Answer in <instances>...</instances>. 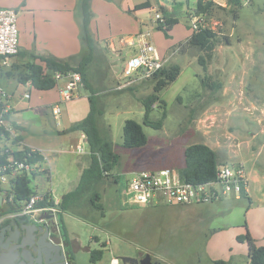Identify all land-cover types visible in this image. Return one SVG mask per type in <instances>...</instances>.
<instances>
[{"label": "rangeland", "instance_id": "1", "mask_svg": "<svg viewBox=\"0 0 264 264\" xmlns=\"http://www.w3.org/2000/svg\"><path fill=\"white\" fill-rule=\"evenodd\" d=\"M19 1L22 2V6H17L19 9L12 6L5 8L18 12L20 46L26 36L20 27V18L28 15L26 11L40 13L41 22L55 11H62L64 5L68 10V4L73 3V0H66L64 5L61 0ZM74 1L71 10L74 20L67 18V24L70 26L71 22L76 29L78 0ZM134 1L137 5L150 2L151 8L135 11L141 21L138 24L145 26V31H151L152 39L158 36L160 45L153 43L166 52L165 58L169 60L167 66H180L181 74L159 93L167 112L163 128L155 130L146 127L143 124V101L153 93L155 83L151 80L119 91L117 86L122 78L128 50L113 47L109 41L101 45L92 32L98 42V51L89 68V80L98 98L97 105L103 110L100 130L105 137L103 129L106 128V136L111 138L114 151L121 160L113 177L98 188L104 217L94 213L97 221L94 224L80 220L71 213L64 214L69 237L77 243V264H92L91 253L99 250L104 253L101 264L140 252L150 253L164 264H215L220 261L249 264L248 247L238 243L236 238L248 231L255 237L257 246H264V0L245 2L236 17L224 1L215 0L216 6L205 23L206 27L217 33L219 44L212 59H206V70L198 62L204 54L184 45L193 32L190 18L197 0ZM96 2L92 13L94 11L102 17L107 10L112 11L103 3ZM110 2L114 3L115 0ZM162 7L178 19V24L167 35L157 29L155 19L157 13L163 15ZM105 20L102 18L98 22L103 24ZM49 21L47 23L56 32H63L61 26H66L63 16L57 13L54 21ZM114 22L115 26L119 24L117 20ZM56 38L60 40L50 43L49 46H54V49L48 48V51L59 49L57 47L62 41L67 44L69 35L58 32ZM118 41L119 38L116 43ZM64 49L58 51L62 53ZM20 51L30 54L41 50L22 45ZM70 51L73 53L74 49ZM81 52L82 44L71 55ZM29 57L17 56L10 63L20 66L23 72L31 62ZM10 69L6 68L5 71ZM203 80L214 86L219 84L220 88L206 87ZM60 83L63 84L62 81ZM0 87L10 98L14 97L10 100L13 107L25 98L24 93L17 92L19 83L6 78L4 73L0 75ZM90 95L83 85L79 90L81 99L61 104L59 121L49 113L46 117H37L38 120H34V112L23 116L30 122L23 134L24 140L45 148L49 160L37 167L32 178L31 186L36 193H52L54 200L61 201L76 189L81 175L89 167L85 161L90 153L87 143L78 142L80 134L64 135L62 132L70 120L88 115ZM158 106L151 114L154 121L161 118L163 111ZM127 120H134L143 126L149 139L147 146L134 150L122 147ZM14 142L17 141L12 144ZM204 143L216 151L220 165L241 164L245 167L249 179L248 198L228 197L215 203L193 206L159 203L149 207L123 208L120 193L132 174L164 168L179 171L185 165V149ZM115 177L119 178L118 184ZM6 207L5 201L0 213L2 210V214L7 213Z\"/></svg>", "mask_w": 264, "mask_h": 264}, {"label": "trees", "instance_id": "2", "mask_svg": "<svg viewBox=\"0 0 264 264\" xmlns=\"http://www.w3.org/2000/svg\"><path fill=\"white\" fill-rule=\"evenodd\" d=\"M232 10L236 17L239 10L244 3H249L253 0H222ZM215 0H197L196 9L191 15L192 19L196 16L206 15L207 18L211 15ZM151 8L150 2L137 5L134 11H142ZM92 0H78L76 8V19L80 27V41L82 44V52L79 55H73L65 59L57 58L51 54L41 55L37 53H21L17 56H30L31 62L26 65L25 71H21L18 65H11L10 70L5 71L6 67L1 65L0 58V75L3 73L8 79H15L20 85L31 84V87L36 91H51L55 89L58 82L55 79L56 74L67 75L69 73H79L82 76L85 88L90 91L91 95L88 97L90 103V112L86 118L76 122L71 126L68 132H81L86 139L90 150V165L84 170L76 189L66 194L59 204V226L64 232L65 242L69 243V234L64 224V214L71 213L76 218L88 223H97L94 213H99L104 217V208L101 204V194L99 193V186H101L108 178L113 177L114 170L119 166L121 157L114 151L113 142L107 135L106 128L104 135L100 130V117L103 115V110L98 107V98L89 80V68L93 64L96 53L98 51V42L94 37L91 29V22L93 19ZM165 24L157 23V29L167 32L172 30L178 24V19L169 14V12L162 7ZM131 13V12H130ZM219 44L218 35L215 31L206 28H200L199 31H193L189 39L184 45L198 49L204 54L199 57V64L206 70V59H212V55ZM16 56V57H17ZM181 74V68L178 65L166 66L162 71L157 73L152 81L155 83L153 93L143 101L144 120L143 124L155 130H161L164 121L167 118L165 109V102L159 97V93L174 83ZM206 87L219 89V84H209V81L204 82ZM159 104V109H163L161 118L157 121L151 119V114L154 107ZM0 108V119L3 118L6 122L9 114L2 117ZM0 137L10 140V133L6 128L0 125ZM148 137L144 132L141 124L134 120H127L124 126L123 145L126 150L140 149L148 144ZM13 144L21 143V137L17 136ZM30 153L29 148H24L22 152L15 153L24 154L32 163L43 162L44 157L35 156L31 159L27 154ZM185 166L179 170L181 177L192 184H205L216 179L217 170L220 166L219 157L211 147L205 144H193L185 149ZM7 156L0 155V167L6 163ZM33 177H18L12 187L13 202L7 201V212L17 211L23 202L30 199L36 194L32 188ZM119 178L115 177V183L118 184ZM247 193L242 194V198H248ZM251 202V201H250ZM5 205V203H4ZM2 205L0 210L4 207ZM251 205L248 207L250 210ZM132 209V208H124ZM247 210V211H248ZM85 212V213H84ZM3 213H0V215ZM86 214L90 215L87 216ZM240 244H246L248 247L249 264H264V246H257L255 240L247 231L245 235H240L236 238ZM103 250L93 251L91 253V262H97L103 259ZM73 259L75 257L73 256ZM215 264H227L225 262H215Z\"/></svg>", "mask_w": 264, "mask_h": 264}, {"label": "built area", "instance_id": "3", "mask_svg": "<svg viewBox=\"0 0 264 264\" xmlns=\"http://www.w3.org/2000/svg\"><path fill=\"white\" fill-rule=\"evenodd\" d=\"M206 15L196 16L191 19L192 31L206 28ZM155 19L158 23L165 24L162 14L157 13ZM128 50L127 61L123 69L121 82L117 89L127 90L144 82L151 81L154 76L162 71L168 63V59L161 56L158 48L152 41L150 32L144 31L128 38L126 42ZM18 12L15 9L0 8V58L3 67H11V60L20 52ZM60 87V101L51 107V113L56 121L61 116V104L72 102L79 97V90L84 85L79 73L67 75L56 74ZM31 84L28 83V91L25 99L30 98ZM9 96L0 87V108L2 117L9 113ZM0 125L10 133V140L0 137V155H6V163L0 167V191L5 197L4 202H13L11 193L14 182L18 177H33L37 167L43 162L32 163L22 154L21 143L12 144L17 138L16 133L8 128L3 118ZM79 151L83 153L82 148ZM42 156L41 150L30 149L27 154L31 159ZM249 179L245 167L241 164L220 165L216 179L205 184H192L184 180L179 171L164 168L155 171H142L132 174L127 186L120 193V203L123 208L149 207L153 204L164 203L170 206H193L215 203L222 198H241L248 193ZM2 196V197H3ZM61 202V201H60ZM53 199L52 193L34 194L26 202H23L17 211L0 215V225L16 219H25L38 225L57 226L59 224V204Z\"/></svg>", "mask_w": 264, "mask_h": 264}, {"label": "crops", "instance_id": "4", "mask_svg": "<svg viewBox=\"0 0 264 264\" xmlns=\"http://www.w3.org/2000/svg\"><path fill=\"white\" fill-rule=\"evenodd\" d=\"M96 1L103 3L102 5L104 7L106 6L112 9V11L107 10V12L105 13L106 15H103L102 17L101 15L99 16L98 13H95L93 11L94 15H93V19L91 22V29H92V32L95 34V36L98 38L99 43L102 45L103 42L106 43L109 41L111 43V46L113 47L115 46V47H120V49H123V50H129V48L126 45L128 38L138 34L139 32L145 31L144 30L145 26H142V25L140 26L138 24L141 21L138 17V12L134 11L135 7L137 6L135 1L134 0H115L114 3H111L110 0H92V8H94L95 4L97 3ZM61 2H62V5H64L66 0H61ZM74 2L75 1L73 0V3L68 4L69 6L68 10L66 9V6L64 5L65 8L62 11H55L54 14H52L51 16L48 15V17L43 19L41 22H39L40 13L35 12L34 10L26 11L28 15L25 18H20V27L22 31L26 34V36L23 37L21 46L23 45V47L25 46L26 48H31L34 46L37 50L38 49L41 50V51H38L37 54H41V55L51 54L61 59H65L69 56H73L71 54H73L75 51H78L79 46L81 47V42H80V37H79L80 27H79L78 21H76V24L78 26V27L76 26V29L74 28L73 24H71V22H70V26L67 24V18L69 19L74 18V15H72L71 13V10H73L74 8ZM19 4L20 6H22V2L19 0H0V8H5L6 6H12V8H17ZM172 4L174 5L175 2ZM57 13H59L60 17L63 16L65 18V21H66L65 25L68 27L66 28V26H61V28L63 29V32L61 33L60 31H58L60 35L61 34L69 35V40L67 44L66 43L64 44L62 41V44L59 47H57L60 50H62L63 48H66L62 51V53L58 51L59 49L48 51V48L54 49L53 48L54 46H49L50 43L56 42V40H60L56 38V35L58 34V32H56L57 30L50 27V25L47 23V22H50L49 20L54 21V18ZM102 18L106 19L105 22H103V24L98 22ZM114 20H117L119 22V24L117 23V26H115L116 23L114 22ZM47 29H50V30H47ZM41 30H44V31L40 33ZM147 32L151 33V31H147ZM151 36H152V33H151ZM61 38L63 37L61 36ZM117 38H119L118 43H116ZM152 41L157 42V44L160 45L158 36H154ZM73 49H74V52L71 53L70 50H73ZM161 49L162 48L160 47L158 48L161 56L166 57V52L164 51V49L163 50ZM62 85H63L62 83L58 84L57 87L51 91H36L32 88V90L30 91V98L21 99L19 102H17L15 107L10 105V100L13 99L14 97L12 98L9 97V100H8L9 118L5 122L6 126L12 129L16 133L17 136L21 137L22 148L41 150L43 152L45 162L46 161L49 162L47 156L45 155L46 149L41 147L35 142H30L29 140H24L23 138V134H25L26 130H28V127L30 125V122L27 119H25L23 116L26 113L34 112L36 114V119L34 120H38L39 118L37 117H40V116L46 117L48 113L53 117L51 113V107L55 103H58L60 101L59 92H60V87H62ZM19 86L20 87H18L17 92L25 94V91L28 89V84L26 85L19 84ZM12 95L14 96V94ZM81 98L82 96L78 97V99H81ZM74 114L75 113H73V116ZM86 117H75L78 119L70 120V124L66 127V129L62 133L64 135H76V136L80 134V138L78 142L87 143L85 136L81 132H71V133L68 132V130L71 128L73 124L83 120ZM14 128L17 130V132L14 130ZM88 156L89 158L85 159V161L88 162V166H89L90 153ZM184 166L185 165H183V167ZM247 194L249 196V189H248ZM4 203L5 202L3 199V205ZM252 237L256 242L255 237L254 236ZM263 238H264V235H263Z\"/></svg>", "mask_w": 264, "mask_h": 264}, {"label": "water", "instance_id": "5", "mask_svg": "<svg viewBox=\"0 0 264 264\" xmlns=\"http://www.w3.org/2000/svg\"><path fill=\"white\" fill-rule=\"evenodd\" d=\"M3 197L0 191V207ZM48 225L28 224L25 219L12 220L0 233V264H55L63 247L50 239ZM44 236L48 242L43 241ZM124 263L130 258L120 257Z\"/></svg>", "mask_w": 264, "mask_h": 264}, {"label": "flooded vegetation", "instance_id": "6", "mask_svg": "<svg viewBox=\"0 0 264 264\" xmlns=\"http://www.w3.org/2000/svg\"><path fill=\"white\" fill-rule=\"evenodd\" d=\"M11 221H8L6 223H3L0 225V233L1 230L6 227ZM28 224H33L28 221ZM51 231L53 233H50V239L56 242L57 244H60L63 247V252H58L56 255V262L55 264H77V258H76V251H77V243L75 240H72L69 237V243L66 244L64 232L61 231L59 224L57 226H50ZM44 236L43 241H47V239ZM2 253V250L0 249V254ZM73 256L75 259H73ZM123 257L130 258L129 262L124 263L120 260V257L112 259V261L109 264H164L161 259L158 257H154L150 253H137L135 255H125ZM101 261L97 262H91L92 264H101Z\"/></svg>", "mask_w": 264, "mask_h": 264}]
</instances>
